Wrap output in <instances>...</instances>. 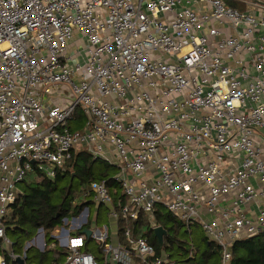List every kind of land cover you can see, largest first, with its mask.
Masks as SVG:
<instances>
[{
    "label": "built area",
    "instance_id": "2783aa9c",
    "mask_svg": "<svg viewBox=\"0 0 264 264\" xmlns=\"http://www.w3.org/2000/svg\"><path fill=\"white\" fill-rule=\"evenodd\" d=\"M80 148L118 168L119 195L104 181L86 193L119 239L82 233L85 207L55 229L56 264H99L89 238L103 264H163L132 226L140 213L159 226L158 205L198 222L229 264L234 241L264 235V5L0 0V264L18 256L5 219L21 182L63 174Z\"/></svg>",
    "mask_w": 264,
    "mask_h": 264
},
{
    "label": "trees",
    "instance_id": "16d2710c",
    "mask_svg": "<svg viewBox=\"0 0 264 264\" xmlns=\"http://www.w3.org/2000/svg\"><path fill=\"white\" fill-rule=\"evenodd\" d=\"M224 1L228 6L244 11L247 9V1L252 0ZM76 112L81 113V110L76 109ZM78 117L72 124L73 130L83 127V115ZM117 173V166L102 158H93L88 152L78 151L72 152L66 171L59 173L54 179L44 178L39 173L29 174L21 182L19 194L5 219V234L11 242V252L20 256L25 254L26 264H56L62 261L65 252L58 246L41 252L32 246L24 249V245L39 229L44 231L46 246L56 244L52 232L61 221L78 215L85 207L94 204L92 194L86 193L91 182L104 181L108 188H116L119 195V183L114 179ZM75 185H78L79 195L83 199L78 194L73 196ZM101 207L98 206V212ZM154 220L167 231L163 236L162 246L159 245L153 229L149 227L147 217L141 213L132 223L133 231L154 247L156 256H161L164 252L166 262L163 264H220L221 248L217 244L209 240L204 232L196 240L191 237V228L201 227L198 222L185 224L176 220L160 205L155 208ZM88 226L89 221L82 227ZM86 249L96 259H101L98 247L90 238L87 240ZM230 253L229 264H264V235L258 234L234 241L230 246ZM3 254L7 264H16L5 251Z\"/></svg>",
    "mask_w": 264,
    "mask_h": 264
},
{
    "label": "rangeland",
    "instance_id": "374dc122",
    "mask_svg": "<svg viewBox=\"0 0 264 264\" xmlns=\"http://www.w3.org/2000/svg\"><path fill=\"white\" fill-rule=\"evenodd\" d=\"M252 1H254V0H252ZM252 1H247V4L252 5V3H251ZM260 1H262V0H260ZM80 115L81 116L83 115L82 112L78 113L77 117L80 116ZM80 149H82V150H79V149L78 150L79 151H84L85 150L84 148H80ZM78 150H76L75 152H78ZM63 182H65V181H62V183ZM19 187H20V185H19ZM76 194H78V196L81 197V195H79L80 192H79L78 185H75L74 188H73V196L76 197L77 196ZM78 200L79 199H77V201ZM82 211L78 215H76L74 217H68L67 218V221H68L67 223L64 220H62L61 223L55 229H58L59 227H63L66 230H70V228H74L77 224H79L82 221V218H83L82 214H81ZM96 213H98V219L95 220ZM87 217H88V221H89V227L101 228L103 225H106L107 227H109V219H108V217L106 215V210H105L104 207H101L100 211L98 212V206L97 205L93 204V205L87 206ZM55 229L53 230L52 234L54 233ZM202 232H203V230L201 229V227L200 228L199 227H192L191 228V233H192L191 237L194 240H196L200 235H202ZM32 239L33 240L30 243V245L32 247H34L37 250H44V242H45L44 231H39V232L37 231L35 236ZM45 248L47 249V247H45ZM97 261H98L99 264H103L102 257H101L100 260L97 259Z\"/></svg>",
    "mask_w": 264,
    "mask_h": 264
},
{
    "label": "crops",
    "instance_id": "0c3cea01",
    "mask_svg": "<svg viewBox=\"0 0 264 264\" xmlns=\"http://www.w3.org/2000/svg\"><path fill=\"white\" fill-rule=\"evenodd\" d=\"M252 3V5H254V4H258V5H264V0H262V1H260V0H254L253 2H251ZM248 5V4H247ZM43 106H44V104H43ZM108 217V216H107ZM96 219H98V213H96V215H95V220ZM109 219V218H108ZM106 227L107 228V231H108V234H109V242L110 243H115L118 239H119V235H118V232H117V226H116V224L111 220V219H109V227H107L106 225H103L101 228H103V227ZM86 228H89V229H94V228H92V227H86ZM101 228H99V229H101ZM54 233H55V231H54ZM54 233L52 234V235H54ZM77 233H79V231L77 232ZM31 240H33V239H31ZM46 244H45V242H44V250L46 249L45 247H47V249H52V248H54L53 246V244H50V245H48V246H45ZM44 250H42V251H44ZM39 251H41V250H39ZM41 251V252H42ZM18 256H20V255H18ZM55 257H57V254H55ZM24 259H25V257H24ZM16 263V262H15ZM25 264H26V262H25Z\"/></svg>",
    "mask_w": 264,
    "mask_h": 264
},
{
    "label": "water",
    "instance_id": "95a60500",
    "mask_svg": "<svg viewBox=\"0 0 264 264\" xmlns=\"http://www.w3.org/2000/svg\"><path fill=\"white\" fill-rule=\"evenodd\" d=\"M39 231H41V229H39ZM153 232H154L155 237L158 240L159 245L162 246L163 236L166 235L167 231L161 225H159V226L153 228ZM82 233L86 234V236L89 237L91 234V230L88 228H84L82 230ZM26 245H28V244H26ZM15 262H16V264H25V259L23 257L17 256L15 258Z\"/></svg>",
    "mask_w": 264,
    "mask_h": 264
}]
</instances>
